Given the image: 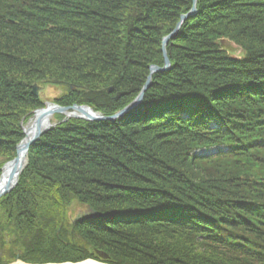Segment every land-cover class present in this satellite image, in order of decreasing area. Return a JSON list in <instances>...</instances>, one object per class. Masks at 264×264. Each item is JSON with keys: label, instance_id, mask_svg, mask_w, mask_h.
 <instances>
[{"label": "trees", "instance_id": "1", "mask_svg": "<svg viewBox=\"0 0 264 264\" xmlns=\"http://www.w3.org/2000/svg\"><path fill=\"white\" fill-rule=\"evenodd\" d=\"M193 4L0 0V178L23 120L42 106L32 85L112 116L153 65L164 68L163 38ZM197 10L142 105L117 121L68 122L32 147L19 186L0 201V230L25 239V262L264 264V0H199ZM212 147L215 157L195 154ZM72 207L90 217L73 221Z\"/></svg>", "mask_w": 264, "mask_h": 264}, {"label": "rangeland", "instance_id": "2", "mask_svg": "<svg viewBox=\"0 0 264 264\" xmlns=\"http://www.w3.org/2000/svg\"><path fill=\"white\" fill-rule=\"evenodd\" d=\"M195 2H197L196 3V10H197V5H198V2H199V0H194V3ZM193 7H194V4H193ZM193 7L190 9V11L188 12V13H186V14H184L183 16H181V18H180V22L176 25V27L174 28V30L171 32V34L170 35H168V36H166V37H164L163 38V41H162V44H163V42H164V40L165 39H167V38H169L168 39V42L166 43L167 45H166V54H167V47H168V45H169V43L172 41V40H174V38H176V37H178L181 33L179 32L183 27H184V25L188 22V20H190V19H192V18H195L197 15H198V10H197V12H195V14H192V12H193ZM184 17H186L185 19H184V21H183V18ZM172 37V38H171ZM171 38V39H170ZM220 44H221V46L222 47H226L227 49H228V52H229V55L233 58V59H235V60H238V61H242L243 60V58L245 57V55H246V52L241 48V47H239L238 45H236L234 42H232V41H228V40H225V39H221L220 41ZM164 49H165V44H163V47H162V55H163V62H164V67H165V65H166V55H164ZM168 60H169V63H170V66H171V68H172V65H171V61H170V58H169V55H168ZM153 67H155V65H153ZM153 67H151V70H150V76H149V78H151L152 77V80H153V76L154 75H152V68ZM156 67H159V66H156ZM163 69V68H162ZM169 71H171V69L169 70ZM169 71H165V72H169ZM165 72H159V73H165ZM154 74H157V73H154ZM149 78H148V81H149ZM148 81H147V83H148ZM146 83V84H147ZM145 84V85H146ZM151 84H152V82H151ZM144 85V86H145ZM151 86V85H150ZM144 88V87H143ZM50 89H52V87L51 86H46V85H42V84H40V83H36V84H34V85H32V91H31V96L33 97V98H38V100H40V104H42V106L40 107V108H37V109H35V111H33L32 113H30V115H31V118L26 122V118H25V120H23V122H22V127H23V137H24V140H25V129H31V128H33L34 127V124L36 123V119H37V117L39 116V114L41 113V114H43V113H46V112H49V111H51V110H55L56 108H60V109H68L69 108V110L66 112V114H64V113H60V112H57V113H55V114H53L50 118H49V121L47 122V123H45V126H47L48 125V130H47V132L45 133V134H43L42 136H40V139H38V141H37V143H35L34 145H32L31 147H30V150H29V153H28V155H27V157H26V159H27V161H26V164H25V167H24V171L22 172V174L20 175V177H19V183L17 184V187L19 186V184H20V178L22 177V175L24 174V172L26 171V168L28 167V165H29V162H30V159H29V157H30V153H31V150H32V147H34V146H37V144H39L43 139H45L46 137H47V135L48 134H50L52 131H55L56 129H58V127H60V126H64L65 124H68V122H82V123H86V124H90V123H101V122H112V121H108V120H101V121H95V120H92V119H89L90 117V115L91 116H94V114L93 113H95V115H97L98 117H102V118H105V119H107V118H112L113 116H116L117 114H120V113H122L123 112V110H125V109H127L128 107H130L131 105H133V103L135 102V101H137L136 99H138V97L141 95V93L144 91V89H143V91L139 94V96L135 99V101H133V103L132 104H130L129 106H127V107H125L123 110H121V111H119V112H117V113H115V114H113L112 116H107V115H105L103 112H100V111H98L97 112V110L94 108V107H92V106H88V105H86L85 103H81V102H79V103H73V104H68L67 106H65V105H62L61 103H59V100L65 95L60 89H57V90H54V89H52V90H50ZM149 90V89H148ZM147 90V91H148ZM81 92L80 93H84V94H87V95H89L90 93H91V91H85V90H80ZM115 90L113 89V87H111V88H108L107 89V93L106 94H108L109 96H111V95H116L117 93H115L114 92ZM101 94V93H100ZM100 94H97V95H99L100 96ZM104 94V93H103ZM103 94H101V95H103ZM117 96V95H116ZM145 100V99H144ZM62 102V101H61ZM143 104V103H142ZM195 105L196 103H192V105ZM195 107H198V106H195ZM84 109V110H87V113H89L87 116L84 114V113H82V112H76L75 110H72V109ZM90 112H92V114L90 113ZM183 114V113H182ZM182 117L183 118H185L186 116L185 115H182ZM123 118V117H122ZM121 119V118H120ZM117 120H119V119H117ZM117 120H115V121H117ZM216 125V123L214 122L213 123V126H215ZM23 140V141H24ZM22 141V142H23ZM21 142V143H22ZM20 143V144H21ZM19 144V145H20ZM18 145V146H19ZM17 146V147H18ZM216 148V147H215ZM214 147H212V148H209V149H201V151H197L195 154L197 155V156H205V158L204 159H206V157H209V158H211L212 156L213 157H215L216 155H218V153L219 152H217V150L215 149ZM17 149V148H16ZM226 150V148H225V145H223L222 146V149L221 150ZM14 161V160H13ZM10 162H12V161H10ZM9 162V163H10ZM217 163H215V164H219V161L217 160L216 161ZM223 162L224 163H228V161H225V160H223ZM8 164V163H7ZM6 165V164H5ZM224 166H225V164H224ZM228 166V165H227ZM226 166V167H227ZM226 167H224V169L226 168ZM3 170V169H2ZM1 170V171H2ZM2 175H3V171H2ZM259 186H261L262 188H263V186H262V184H260L259 183ZM17 187H15L14 189H13V191L12 192H10L9 194H7L5 197H3L2 199H0V201L1 200H4L7 196H9V195H11V194H13V192L17 189ZM261 196H263V193H261V195H260V197ZM207 197V195H205L204 194V198H206ZM264 198V197H263ZM73 206V205H72ZM71 211V217L72 218H74L73 219V221H75V222H77V221H79V219H81L82 217H83V215H85L84 217L85 218H88V217H90V214H87V212H85V211H83V212H80V213H78L77 211H78V209H76V208H74V207H72L71 209H70ZM233 210H228V211H226V212H232ZM87 214V215H86ZM224 214V213H223ZM0 216L2 217L1 218V220H0V228H1V230H4V229H6V226L4 225V224H2V222H3V219L5 220V217L3 216V215H1L0 214ZM240 217H244L243 215H241ZM245 218V217H244ZM6 221V220H5ZM253 220H250V222L251 223H253L254 224V222H252ZM14 226V225H13ZM12 226V227H13ZM0 230V258H3V257H6V256H9V254H10V251L12 252V251H14L15 250V247H19L18 248V250L16 251V255H15V257L17 258V259H15V260H13V261H10L8 264H16V263H20V262H22V263H25V264H29V263H27V262H25L21 257L23 256V255H25L26 257H28L29 256V252L31 251V250H29L28 249V251L29 252H26V251H22V249H23V247L25 248V245H26V241H25V239L24 238H22V237H20L19 236V238H18V236H16V235H11V234H4V233H2V231ZM8 235V236H7ZM4 238H2V237ZM199 239H201V237H198ZM203 239H201V240H199V242H202L203 243V241H202ZM204 244V243H203ZM15 246V247H14ZM22 246V247H21ZM200 247L199 248H201L202 247V249H205L204 248V246H201V245H199ZM54 247V246H53ZM57 247L59 248V245H57ZM60 249V248H59ZM209 251H212V250H209ZM31 253H32V251H31ZM33 254V253H32ZM36 255V254H35ZM87 260H93V259H87ZM101 260V259H100ZM94 261H98V262H101V263H103V264H112L110 261H99V260H94ZM85 262V261H84ZM64 263H71V262H64ZM75 263H79V262H75ZM75 263H73V264H75ZM31 264H34V263H31ZM53 264H57V263H53Z\"/></svg>", "mask_w": 264, "mask_h": 264}, {"label": "water", "instance_id": "3", "mask_svg": "<svg viewBox=\"0 0 264 264\" xmlns=\"http://www.w3.org/2000/svg\"><path fill=\"white\" fill-rule=\"evenodd\" d=\"M197 1V0H196ZM196 3H194V7H193V12L192 14H195V12H197L196 10ZM186 17L183 18V21ZM172 38V37H171ZM170 38V39H171ZM168 39H165L163 44H165V49H164V55H166V65L165 67L162 69L160 67H153L152 68V75H154V73H159V72H165V71H169L171 69L169 60H168V55L166 54V43L168 42ZM152 82V77L149 78L148 83L144 86V91L141 93V95L138 97V99H136L137 101H135L133 103V105H131L130 107H128L127 109L123 110L122 113L117 114L116 116H113L112 118H102V117H98L97 115L94 114V116H89L87 113V110H82V109H72L75 110L76 112H82L84 113L86 116L88 115L92 120L95 121H101V120H108V121H115L117 119L122 118L124 115L130 113L133 111V109L135 107H139L143 102H144V96L146 91L149 89L150 85ZM69 110L68 109H60V108H56L55 110H51L49 112L43 113V114H39V116L36 119V123L34 124L33 128H29V129H25V140L17 147V155L14 159V161L8 163L5 165V167L3 168V175L0 178V199H2L3 197H5L7 194H9L10 192L13 191V189L15 187H17V184L19 183V177L22 174V172L24 171V167L26 164V157L29 153L30 147L32 145H34L35 143H37L38 139H40V136H42L43 134H45L48 130V125L45 126V123H47L49 121V118L57 113H64L66 114V112ZM92 114V112H90ZM25 264V263H23ZM64 264H73V263H64ZM75 264H103L101 262L98 261H94V260H85V262H79V263H75Z\"/></svg>", "mask_w": 264, "mask_h": 264}, {"label": "bare ground", "instance_id": "4", "mask_svg": "<svg viewBox=\"0 0 264 264\" xmlns=\"http://www.w3.org/2000/svg\"><path fill=\"white\" fill-rule=\"evenodd\" d=\"M137 107H138V106H137ZM137 107H135V108H137ZM135 108H134V109H135ZM16 264H23V263H22V262H20V263H16ZM58 264H64V263H58Z\"/></svg>", "mask_w": 264, "mask_h": 264}]
</instances>
